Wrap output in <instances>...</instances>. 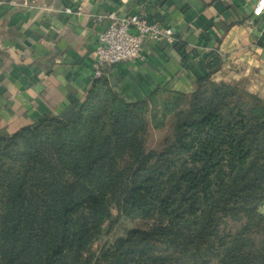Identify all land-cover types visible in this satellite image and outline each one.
Masks as SVG:
<instances>
[{
  "label": "trees",
  "instance_id": "obj_1",
  "mask_svg": "<svg viewBox=\"0 0 264 264\" xmlns=\"http://www.w3.org/2000/svg\"><path fill=\"white\" fill-rule=\"evenodd\" d=\"M208 58L192 93L104 76L0 136V264H264V99Z\"/></svg>",
  "mask_w": 264,
  "mask_h": 264
},
{
  "label": "crops",
  "instance_id": "obj_2",
  "mask_svg": "<svg viewBox=\"0 0 264 264\" xmlns=\"http://www.w3.org/2000/svg\"><path fill=\"white\" fill-rule=\"evenodd\" d=\"M256 3L0 0V136L12 135L42 117L62 115L72 97L85 101L94 82L97 36L111 14L146 15L179 33L175 46L148 43L145 61L125 62L108 70L106 77L125 100H145L160 88L194 92L208 72L211 52L222 60L212 80L240 81L264 99V13H254ZM69 7L76 12L67 13ZM185 53L189 55L186 66Z\"/></svg>",
  "mask_w": 264,
  "mask_h": 264
},
{
  "label": "built area",
  "instance_id": "obj_3",
  "mask_svg": "<svg viewBox=\"0 0 264 264\" xmlns=\"http://www.w3.org/2000/svg\"><path fill=\"white\" fill-rule=\"evenodd\" d=\"M81 8L78 9L79 12ZM67 13H75L66 8ZM254 13H264V0H257ZM109 22L98 33L94 48L93 78L106 76L108 70L125 62L145 61V47L148 43H167L175 46L179 42V33L173 26H167L148 20L146 15L118 16L111 14ZM102 17H99L101 20Z\"/></svg>",
  "mask_w": 264,
  "mask_h": 264
},
{
  "label": "rangeland",
  "instance_id": "obj_4",
  "mask_svg": "<svg viewBox=\"0 0 264 264\" xmlns=\"http://www.w3.org/2000/svg\"><path fill=\"white\" fill-rule=\"evenodd\" d=\"M160 137V134H156L154 136V139L151 140V144H154L156 142V140H158V138ZM262 210H264V206L262 207ZM144 222L139 221V222H135V223H129V224H124V226H128V227H133V226H143ZM124 226L122 227V229L124 228ZM103 241L98 242V244L96 245V249H98L101 245Z\"/></svg>",
  "mask_w": 264,
  "mask_h": 264
},
{
  "label": "water",
  "instance_id": "obj_5",
  "mask_svg": "<svg viewBox=\"0 0 264 264\" xmlns=\"http://www.w3.org/2000/svg\"><path fill=\"white\" fill-rule=\"evenodd\" d=\"M112 82L114 83V81L112 80Z\"/></svg>",
  "mask_w": 264,
  "mask_h": 264
}]
</instances>
